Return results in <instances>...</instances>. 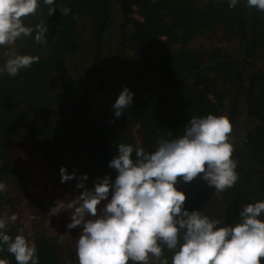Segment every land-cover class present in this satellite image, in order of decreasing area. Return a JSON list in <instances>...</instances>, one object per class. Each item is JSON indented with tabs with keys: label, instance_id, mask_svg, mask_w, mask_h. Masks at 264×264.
Segmentation results:
<instances>
[{
	"label": "trees",
	"instance_id": "obj_1",
	"mask_svg": "<svg viewBox=\"0 0 264 264\" xmlns=\"http://www.w3.org/2000/svg\"><path fill=\"white\" fill-rule=\"evenodd\" d=\"M57 6L70 11L62 15ZM48 7L41 2L34 14L24 18L26 26L48 28L45 42L27 36L29 46L20 51L39 60L15 76L0 74L3 174L14 168L7 152L12 133L23 132L43 145L66 138L77 156L85 155L89 166L114 180L117 172L109 161L118 154L119 143L132 144L120 130L122 120L146 129L148 141L156 143L159 138L182 135L193 116L222 115L233 128L244 111L251 124L237 138L238 179L220 193L221 217L232 224L244 205L264 200V11L248 7L246 0H238L232 8L227 0H56L51 15ZM114 11L120 17L114 41L121 52L126 86L134 93L131 105L118 118L113 104L122 89L114 90L111 112L97 111L92 105L97 85L117 83V71L102 63ZM84 21L88 30L78 28ZM205 32L234 40L235 54L189 45ZM82 50L93 62L87 73L59 74L60 62ZM175 186L185 193V208L215 217L205 205L216 193L201 175L189 182L178 177ZM33 241L39 264H67L53 238L37 233ZM165 256L171 259L166 249ZM0 258L17 264L6 250Z\"/></svg>",
	"mask_w": 264,
	"mask_h": 264
},
{
	"label": "clouds",
	"instance_id": "obj_2",
	"mask_svg": "<svg viewBox=\"0 0 264 264\" xmlns=\"http://www.w3.org/2000/svg\"><path fill=\"white\" fill-rule=\"evenodd\" d=\"M41 2L49 6L51 15L56 0H0V56L7 57L0 64V74L15 76L39 60L35 55H9L5 46L30 35L36 42L46 41V26L37 24L34 29L24 23ZM227 3L232 8L238 0ZM246 4L264 11V0H246ZM57 7L62 15L70 11ZM133 96L127 86L122 87L113 104L117 118ZM231 132L225 116H193L182 135L157 139L152 151L119 143L118 154L109 161L117 172L114 180L98 177L86 188L87 174H82L75 186L83 190L70 200H57L48 211V216L67 211L70 222L65 227L79 226L77 264H149L150 258L157 264H261L264 200L247 203L239 210L238 220L228 224L220 216L189 211L184 207L185 193L175 186L178 177L189 182L199 174L216 193L231 188L238 179ZM59 171L61 182L75 176L64 166ZM5 190L6 184L0 181V193ZM17 218L16 213L0 216V252L11 253L17 264H39L35 242L28 238L32 234L11 236L6 231ZM165 249L171 253L170 260ZM0 264L8 260L0 258Z\"/></svg>",
	"mask_w": 264,
	"mask_h": 264
},
{
	"label": "rangeland",
	"instance_id": "obj_3",
	"mask_svg": "<svg viewBox=\"0 0 264 264\" xmlns=\"http://www.w3.org/2000/svg\"><path fill=\"white\" fill-rule=\"evenodd\" d=\"M133 16L142 19L137 12H134ZM119 19V13L114 11L110 25L111 31L107 32L102 55L104 66L108 65L113 68V71H117V83H110L105 86L97 85L92 90V105L94 109L101 112L104 110L112 111L109 104L115 88L122 89L123 86H126V73H124L125 70L121 65V52L114 41ZM78 28L88 30L89 26L84 21L78 24ZM161 39L163 40V37ZM28 42L29 38L22 36L14 44L7 45L5 48L9 55L21 54L20 51L29 46ZM189 45L207 49L218 48L230 54H235L237 46L232 39H225L222 35H210L208 32L192 39ZM86 52L82 50V52L66 57L64 61L60 62L58 73L66 77H82L93 64L92 60L87 61ZM5 59L7 57L0 56V64H3ZM120 124L121 132L128 136L132 145H139L146 151H152L156 148V143L148 141L146 129L129 125L124 120ZM250 124V118L245 115L244 111H241L230 134V142L233 144V148L237 145L239 134L245 131ZM7 152L13 160L14 168L12 172L3 174V170H1L3 164L0 160V181L6 184V190L0 193L2 206L0 216H10L12 213H16L18 218L15 222L8 223L6 231L11 236H15L17 233L28 236L31 233L32 235L28 236L31 241H33V235L37 233L51 237L59 247L62 261L67 264H77L75 245L80 235L79 226L73 229L65 227L70 222L67 211L62 210L59 214L51 216H48V211L57 200H70L83 190L75 186L77 180L82 178V174H87V179L83 180L86 188H91L98 177L102 178L106 174L89 166L85 155L77 156L75 146L66 138L58 139L49 145H43L23 132L12 133L8 138ZM232 158L234 159V151ZM61 166H64L69 173L74 172L75 176L61 182L59 171ZM205 210L211 211L215 217L222 216L220 193H216L212 200L205 205ZM154 261L150 258L149 264Z\"/></svg>",
	"mask_w": 264,
	"mask_h": 264
}]
</instances>
